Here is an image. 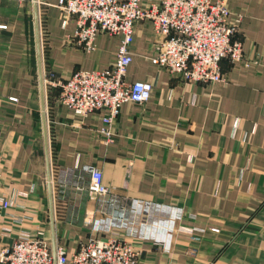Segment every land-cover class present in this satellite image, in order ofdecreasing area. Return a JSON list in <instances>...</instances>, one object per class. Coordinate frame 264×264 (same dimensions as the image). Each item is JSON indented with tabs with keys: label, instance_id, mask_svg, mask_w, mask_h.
Here are the masks:
<instances>
[{
	"label": "crops",
	"instance_id": "0c3cea01",
	"mask_svg": "<svg viewBox=\"0 0 264 264\" xmlns=\"http://www.w3.org/2000/svg\"><path fill=\"white\" fill-rule=\"evenodd\" d=\"M59 1L0 6V250L29 236L71 255L106 239L92 230L110 212L97 195L56 202L52 189L88 181L84 169L96 167L121 207L144 200L182 211L181 220L161 215L169 221L144 229L134 245L141 264H264V0H227L233 18H243L244 54L258 64L223 62L228 81L216 86L154 65L157 35L138 25L126 80L150 82L153 95L143 106L123 105L112 141L102 133L105 111L82 118L44 93L42 68L62 81L105 70L120 45L99 34L95 51H83Z\"/></svg>",
	"mask_w": 264,
	"mask_h": 264
},
{
	"label": "built area",
	"instance_id": "2783aa9c",
	"mask_svg": "<svg viewBox=\"0 0 264 264\" xmlns=\"http://www.w3.org/2000/svg\"><path fill=\"white\" fill-rule=\"evenodd\" d=\"M57 7L64 17L75 21L74 40L87 53L95 51L99 34L120 38L116 63L108 69L78 71L66 81L44 71V84L60 91L61 105L82 118L106 112L103 122L109 129H102V133L107 141L113 140L110 127L123 105L143 106L153 95L150 82L126 80L133 63L130 47L138 25L152 26L157 35L151 62L183 81L222 84V61L234 63L242 55L240 44L237 39L234 41L237 29L229 23L233 13L223 0H60ZM6 29L0 26V30ZM9 101L17 103L18 99ZM84 173L88 181H65L59 187H73L77 196L85 200L97 195L102 209L110 212L104 211V216L92 223V230L93 234L107 238L90 239L69 255L63 245H57L52 252L40 237L22 236L0 250V264H141V252L134 245L144 238V229L150 232L155 225L169 221L158 218L161 215L173 213L178 220L182 218L181 210L151 201L132 200L128 208L121 207L105 185L101 170L86 167ZM153 219L156 222L151 223ZM167 225L173 233L175 219Z\"/></svg>",
	"mask_w": 264,
	"mask_h": 264
},
{
	"label": "rangeland",
	"instance_id": "374dc122",
	"mask_svg": "<svg viewBox=\"0 0 264 264\" xmlns=\"http://www.w3.org/2000/svg\"><path fill=\"white\" fill-rule=\"evenodd\" d=\"M27 1V0H26ZM213 1V0H212ZM216 1H218V0H216ZM223 1H225V2H227V0H223ZM12 2H17V1H12ZM18 3H21V2H18ZM226 5H227V3H226ZM0 6H1V4H0ZM229 23H230V25H232L233 27H236V29H237V32H236V37H235V39H234V41H236V39H237V42L240 44V47H241V49H242V55H241V58L239 59V60H237V61H235L234 63L233 62H231V61H229V60H223L222 61V63H221V66H222V64H223V62H225L226 64H228V67L229 68H231V67H235V66H237V64H240L241 66H243V67H257V64H258V61L257 60H255V59H252V60H249V59H247V57L245 56V54H244V41H243V33H242V31H241V28H239L240 27V25H242V23H243V18H242V16H237V17H234L233 18V15H231L230 16V18H229ZM7 27V26H6ZM42 74H43V83H44V71L46 70V71H48L47 69H43L42 68ZM222 73H223V76H224V71H223V67H222ZM175 78H177V77H175ZM224 78H225V81H224V83H226L227 81H228V79H227V77L226 76H224ZM179 79V78H178ZM181 80V79H180ZM183 81V80H182ZM184 82H187V81H184ZM191 83V82H190ZM194 84H197V83H194ZM223 84V83H222ZM45 85V91H44V93L46 94V91L47 92H49V95L51 94V92L53 91L54 92V94L56 93V100L58 101V99H59V96H60V91L59 92H56V89L55 88H52V89H49V88H47L46 86H47V84L45 83L44 84ZM200 85H205V86H216V85H209V84H200ZM218 85H220V84H218ZM51 91V92H50ZM59 102V101H58ZM74 183H76V182H74ZM52 189H53V192H54V196L56 197V199L58 198V199H60V201H62V200H64V199H69L70 197L73 199V200H75V196H77V194L74 192V190H73V187L72 188H63V187H59V185L58 184H56V183H54V185H52ZM112 192V191H111ZM112 194H113V192H112ZM114 195V194H113ZM116 195V194H115ZM114 195V196H115ZM116 197H117V199H118V201H119V203H118V205L119 206H121L120 204H122V201L119 199V197L116 195ZM81 198V197H80ZM55 200L56 202H58L59 200ZM90 199V198H89ZM77 201V200H76ZM142 201H144V200H142ZM64 202V201H63ZM150 202V201H149ZM126 203H130V201H128V202H126V201H124V205L126 204ZM159 204H162V203H159ZM162 205H165V204H162ZM166 206H168V205H166ZM158 218H160V217H158ZM153 222H156V220L155 219H153V220H151V223H153ZM147 223L149 224L150 223V220L149 221H147ZM142 232H143V230H142Z\"/></svg>",
	"mask_w": 264,
	"mask_h": 264
}]
</instances>
